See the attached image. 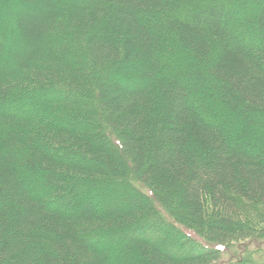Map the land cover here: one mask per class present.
I'll list each match as a JSON object with an SVG mask.
<instances>
[{"label": "trees", "instance_id": "trees-1", "mask_svg": "<svg viewBox=\"0 0 264 264\" xmlns=\"http://www.w3.org/2000/svg\"><path fill=\"white\" fill-rule=\"evenodd\" d=\"M0 3V264H212L262 238L264 0ZM111 151L137 178L109 181Z\"/></svg>", "mask_w": 264, "mask_h": 264}, {"label": "rangeland", "instance_id": "rangeland-1", "mask_svg": "<svg viewBox=\"0 0 264 264\" xmlns=\"http://www.w3.org/2000/svg\"><path fill=\"white\" fill-rule=\"evenodd\" d=\"M8 14V10L7 8H4L2 6V4L0 3V26H1V29L3 30V32H6V28H8V24H7V15ZM10 31V30H9ZM8 33V32H7ZM12 40L14 39V37L12 36L11 38ZM182 56V54H181ZM182 59H184V57H182ZM185 62L187 65H191V61L189 58H185ZM193 64L197 65V62H194ZM198 68V71H200V68L198 67V65L196 66V69ZM197 72V71H196ZM198 74V72H197ZM194 76H196V83L199 84L198 82V77L197 75L194 74ZM200 78V77H199ZM111 155L113 156L114 159H116V162H118L121 166V168H123V162H122V157L124 158V161L128 163V160H126V155L125 154H121L120 152H113L111 151L110 152ZM96 168L98 169H102L101 166H96ZM124 170H127V176H117L115 178H108L109 181L111 180H114L116 182H120V181H128V179H135L137 178L136 176V173L134 171V169L132 168H123ZM103 171V170H101ZM105 174V172H104ZM166 212V209L165 211ZM262 238L261 239H251V240H248L246 242H243L241 244H239V247L235 250V251H238L237 253H233V255H229L231 253H228V252H231V250L228 249V251L223 254L219 259L218 261H214L212 262V264H221L223 262L227 263L229 260L232 261L234 258H241V256H243L245 254L246 251H248L249 255H250V260H251V263L253 264H264V234L261 235ZM232 245V246H231ZM230 247L232 248L233 247V244H231ZM223 251V250H222ZM221 261V262H220Z\"/></svg>", "mask_w": 264, "mask_h": 264}]
</instances>
